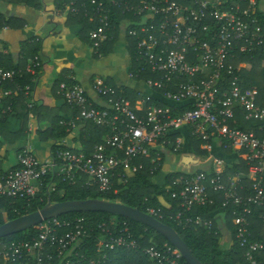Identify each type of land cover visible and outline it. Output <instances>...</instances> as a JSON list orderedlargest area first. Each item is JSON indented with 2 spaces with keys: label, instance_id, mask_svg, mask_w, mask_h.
I'll use <instances>...</instances> for the list:
<instances>
[{
  "label": "built area",
  "instance_id": "obj_1",
  "mask_svg": "<svg viewBox=\"0 0 264 264\" xmlns=\"http://www.w3.org/2000/svg\"><path fill=\"white\" fill-rule=\"evenodd\" d=\"M68 1L55 14L62 18L83 16L95 25L87 43L97 60L103 58L100 50L112 39L108 9L130 17L119 25L127 40L129 85L114 87L93 77L88 93L73 77L59 83L55 94L70 111L59 125L67 128L68 136L48 141L49 156L38 159L30 138L37 137L39 127L29 123L36 118L29 113L27 137L14 151L15 163L0 171V200L53 204L51 196L59 183H81L115 195L117 185L144 172L146 165L147 173L153 176L168 157L185 154L189 136L202 143L201 151L210 154L207 161L212 172H181L172 182L178 190L170 197L181 209L174 221L181 227L211 228L210 221L181 216L195 207L212 205L211 193H221L222 207L231 208L239 247L247 250L246 259L255 264L252 253L261 251L263 245L248 242V226L253 210L264 206V105L257 91L240 88L237 67L229 63L236 53L264 61V20L256 16L264 10L256 7V0ZM41 68L38 54L26 58L23 71L0 67V105L21 92L31 109L32 88L11 91L2 85L20 78L22 72L37 77ZM127 92L134 95L133 100L126 98ZM238 112L244 121L255 123L256 129H239ZM87 124L105 131L101 144L88 154L79 147ZM220 150H231L236 159L246 163L248 187L239 185L242 174L224 178L225 159ZM146 214L162 218L160 209L149 207ZM36 228L37 235L30 241H0V264H98L106 258L105 251L138 249L127 224L118 225L113 219L109 227L99 228L97 259L81 254L92 233L84 218L54 217ZM142 252L159 264H181L180 253L168 244Z\"/></svg>",
  "mask_w": 264,
  "mask_h": 264
},
{
  "label": "trees",
  "instance_id": "obj_2",
  "mask_svg": "<svg viewBox=\"0 0 264 264\" xmlns=\"http://www.w3.org/2000/svg\"><path fill=\"white\" fill-rule=\"evenodd\" d=\"M31 1V0H22ZM68 0H57V9L63 8L68 4ZM259 6V0H256V7ZM110 16V23L113 30L109 32L112 39L110 42L106 43L100 50L101 55L106 56L110 50L112 44L115 42L118 33L119 25L125 19L130 18L126 15H122L121 12L115 8L108 9ZM257 18L259 20H264V12L259 11L257 13ZM68 22L76 24L80 27V32L83 36V40H88V33L91 31L95 25L90 23L83 16L76 18H68ZM8 22H4L0 16V28L7 27ZM14 28V27H13ZM128 48L131 59H133V43L128 41ZM39 44L32 42L27 46L26 55L35 56L38 54ZM0 56V67L4 70H24L19 65H12L10 59H6L8 63V68L4 67L3 59ZM133 62V61H132ZM25 64V62H23ZM231 65L237 67L236 75L239 76V86L242 90L250 89L257 91L260 94V103L264 105V61L258 56L250 58L246 54L236 53L235 59L230 61ZM2 65V66H1ZM41 71V70H40ZM20 78H14L12 81L4 82L2 88L5 90L15 91L18 87L23 88L24 86H29L30 88L36 83L38 76L33 77L24 72H22ZM229 77H225L228 81ZM67 78H60L56 86L61 82H66ZM126 98L133 100L134 95L130 92L126 93ZM29 100L25 99L21 92L14 95L8 99H5L0 105V148L2 144L13 145L18 142L23 141L27 137V123L28 114L33 113L37 117L38 121L44 123L43 119L48 118L47 128L44 130L39 129L36 132L39 142L48 141H59L65 139L68 136L66 132V127L60 126L59 121L62 120V116L52 113L47 108L39 104H33L31 109L27 108ZM66 108L68 106L64 104ZM64 107V108H65ZM9 109L6 111V109ZM50 113V114H49ZM237 127L243 131H251L256 129L257 125L252 122H246L243 120L241 112H238L236 116ZM86 132L81 134L79 138V147L82 152L88 154L92 148L101 144V137L105 134L100 128H96L91 124H87ZM188 144L184 147V153H189L204 164L196 169L197 173L203 172L207 174L211 173L210 163L207 161L210 154L201 151V142L194 140L193 138L187 136ZM54 148H51L53 151ZM221 156L225 159V169L224 178L233 177L235 175L242 174L240 179V186L244 188L249 186L247 181L246 172L247 165L240 159H236L235 155L231 150H220ZM220 153L219 151H217ZM146 170L144 172H139L133 177L129 178L125 184L117 185L116 188L118 192L114 195L112 192L100 193L93 186L91 188H86L82 186L81 183L76 185H68L63 183L57 186V192L51 196L52 203L67 202V201H84V200H104L109 202H116L123 204L132 209H136L142 213H147L149 207L160 209L162 218L158 219L162 224L173 229L190 250L192 255L202 264H252L245 257L247 252L246 249L240 248L239 243L235 237V227L232 223V211L231 208H223V198L221 193L214 194L211 193V197L214 203L205 207H195L189 213H182L181 217H199L205 221L211 222V228L207 229L204 227L197 226H187L181 227L176 224L174 218L177 213L181 212L178 206V201L171 199V193L178 190L177 186H172V182L177 180L181 175L180 172L168 173L164 176V183L162 185H156L152 183V179L156 177L160 169L151 176L147 173L148 166L146 165ZM3 169L2 160H0V171ZM81 181H85L82 178ZM45 202L40 203L38 201L30 200L25 202V200H12V199H1L0 200V226L8 221L20 218L22 216L34 213L42 209ZM253 214L249 218V238L250 243H260L263 245L261 251L252 253V261L255 264H264V206L261 208H255L252 212ZM222 215L224 217V222L230 233V240L227 245L222 243L220 239V229L215 223L217 217ZM63 219H73L77 217H82L86 220L87 227L92 231L90 239L86 240L87 248L81 250V254L85 257H90L93 259L98 258L96 240L100 237L99 228L109 227L111 220H115L116 224L121 225L122 223L127 224L129 228V234L132 239L136 241L138 245L137 250H125L116 249L113 251H105L106 258L100 260L98 264H159L156 260L148 258L143 252L146 248L160 249L164 244H168L159 234L153 230L137 223L132 220H128L121 217H115L104 213H72L68 215L59 216ZM183 220V219H182ZM121 227V226H119ZM37 235V228H31L23 233L11 236V239L4 238L0 239L1 242H11V241H30ZM85 241V242H86ZM171 246L170 244H168ZM227 246V249L224 248ZM172 247V246H171ZM181 264H186L184 260L180 259ZM165 264V263H162Z\"/></svg>",
  "mask_w": 264,
  "mask_h": 264
},
{
  "label": "crops",
  "instance_id": "obj_3",
  "mask_svg": "<svg viewBox=\"0 0 264 264\" xmlns=\"http://www.w3.org/2000/svg\"><path fill=\"white\" fill-rule=\"evenodd\" d=\"M56 2L57 0H0V16L4 22L9 23L7 29L0 28V56L5 59L2 64L4 67L8 68L6 59L9 58L12 65H19L23 68V66L25 67L23 62L30 57L26 55L27 46L32 42L38 43V55L42 62V68L32 87L31 98L35 104L49 109L62 118H68L70 116L69 109L55 94L56 84L60 78L73 77L76 83L88 93L91 92L90 84L93 77L106 78L110 80L109 84L114 87L129 85L127 40L120 31L110 52L103 58L94 61L87 41L83 40L80 27L68 22V18L58 17L55 14ZM43 120L44 123L42 120L39 122L36 117L35 120H29V123L44 130L48 127V118ZM31 142L38 143L32 146L38 159L44 160L49 156V142L47 146H42L44 142H39L38 137L33 138V141L30 140ZM23 143L21 141L13 145L2 144L0 160H2L4 168L14 165V151ZM183 155L190 154L168 157L161 171L168 169L167 174L180 172L171 168L191 171L192 166L196 165L185 166L182 164ZM194 159L198 161L197 165L204 164L198 158ZM215 223L220 229L222 243L227 245L231 236L224 217L218 216Z\"/></svg>",
  "mask_w": 264,
  "mask_h": 264
},
{
  "label": "water",
  "instance_id": "obj_4",
  "mask_svg": "<svg viewBox=\"0 0 264 264\" xmlns=\"http://www.w3.org/2000/svg\"><path fill=\"white\" fill-rule=\"evenodd\" d=\"M182 164L197 165L198 161L190 155H183ZM72 213H104L137 222L157 234L174 247L186 264H202L190 252L179 235L170 227L156 219L123 204L104 200H84L58 202L44 206L39 211L8 221L0 226V239L8 238L37 227L43 221Z\"/></svg>",
  "mask_w": 264,
  "mask_h": 264
},
{
  "label": "rangeland",
  "instance_id": "obj_5",
  "mask_svg": "<svg viewBox=\"0 0 264 264\" xmlns=\"http://www.w3.org/2000/svg\"><path fill=\"white\" fill-rule=\"evenodd\" d=\"M259 7L262 8L264 10V0H259ZM94 61H97V59H94ZM105 79L107 82L110 81L106 78H103ZM109 83V82H108ZM114 86V85H113ZM32 141H33V137L30 138ZM35 144H38L36 142H34ZM47 143H44L42 146H47ZM31 144V147L34 146L35 144H33L32 142L30 143ZM201 166V165H200ZM199 165H196V166H192V170H195V169H199L200 168ZM172 170H177V171H180V172H186L188 170L186 169H182V170H179L178 168H171ZM167 170L168 169H165L163 171H160L159 174L154 177L151 181L152 183L156 184V185H162L164 183V176L167 174ZM190 171V170H189ZM8 239H11V237H9ZM225 249H227V246H224Z\"/></svg>",
  "mask_w": 264,
  "mask_h": 264
}]
</instances>
